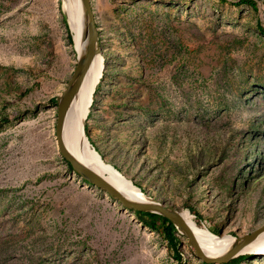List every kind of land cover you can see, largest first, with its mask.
I'll return each instance as SVG.
<instances>
[{
	"label": "rangeland",
	"instance_id": "rangeland-1",
	"mask_svg": "<svg viewBox=\"0 0 264 264\" xmlns=\"http://www.w3.org/2000/svg\"><path fill=\"white\" fill-rule=\"evenodd\" d=\"M62 3L0 0V264H204L59 154L77 63ZM91 5L104 69L84 128L102 160L217 238L263 226L264 0ZM245 256L227 264H264Z\"/></svg>",
	"mask_w": 264,
	"mask_h": 264
},
{
	"label": "water",
	"instance_id": "water-1",
	"mask_svg": "<svg viewBox=\"0 0 264 264\" xmlns=\"http://www.w3.org/2000/svg\"><path fill=\"white\" fill-rule=\"evenodd\" d=\"M82 11V24L80 37L83 42L82 53L77 58L76 66L67 82L66 88L62 94L56 98L57 116L55 121V141L56 147L61 157L72 168L85 183L95 186L109 197L117 201L124 209L132 212L150 213L159 215L168 220L176 229L177 233L187 239L188 246L193 250L196 258L204 264H227L232 259L241 256V251L255 240L261 232H264V225L255 231L234 238L229 248L221 255L209 256L200 247L194 232L182 217V211L172 205L160 201L151 200L147 202H138L124 196L115 187L110 185L104 178L80 162L67 149L63 140V130L68 106L73 98L79 92L84 78L90 69L96 56H101L99 43V33L97 32L95 14L91 5V0H79ZM84 139L85 129L82 131Z\"/></svg>",
	"mask_w": 264,
	"mask_h": 264
},
{
	"label": "bare ground",
	"instance_id": "bare-ground-1",
	"mask_svg": "<svg viewBox=\"0 0 264 264\" xmlns=\"http://www.w3.org/2000/svg\"><path fill=\"white\" fill-rule=\"evenodd\" d=\"M62 8L66 15L65 17L67 18L70 28L69 31L73 34L76 56L78 58L82 53L83 48V42L79 32L82 24L80 1L63 0ZM103 69V58L101 56H96L84 78L79 92L73 98L70 106H68L63 130L64 144L70 153H72V155H74L80 162L104 178L106 182L115 187L127 198L138 202L151 201L152 199L145 196L137 186L133 185L102 160L101 156L92 147L86 134V139H84L82 131L85 129L84 124L90 109L89 106L92 104V97L95 93V88ZM181 211L182 217L191 227L200 247L207 255L214 257L223 254L234 241V237L217 238L213 234L199 229L196 226L191 213L187 210ZM257 254L264 255V232L258 234L255 240L247 245L240 253L241 256Z\"/></svg>",
	"mask_w": 264,
	"mask_h": 264
},
{
	"label": "trees",
	"instance_id": "trees-1",
	"mask_svg": "<svg viewBox=\"0 0 264 264\" xmlns=\"http://www.w3.org/2000/svg\"><path fill=\"white\" fill-rule=\"evenodd\" d=\"M250 1V0H247ZM259 29L261 32H264V29L259 26ZM70 37V35H69ZM87 135V134H86ZM88 136V135H87ZM68 164V163H67ZM70 167V165L68 164ZM134 216L138 221H140L144 226L158 231L161 235H163L164 239L166 240L167 244L173 249V251L176 254V258H179V252L177 250V244L179 242V238L177 236V231L175 227L165 218L156 215V214H150V213H141V212H133ZM248 258L247 256H238L228 263L241 261Z\"/></svg>",
	"mask_w": 264,
	"mask_h": 264
}]
</instances>
